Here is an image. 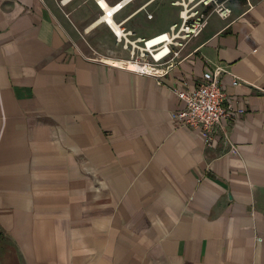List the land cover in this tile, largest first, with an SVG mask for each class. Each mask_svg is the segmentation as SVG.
Masks as SVG:
<instances>
[{"label": "crops", "instance_id": "crops-1", "mask_svg": "<svg viewBox=\"0 0 264 264\" xmlns=\"http://www.w3.org/2000/svg\"><path fill=\"white\" fill-rule=\"evenodd\" d=\"M231 5L157 78L89 59L87 24L115 42L95 0H0V264H264V0ZM179 9L115 17L151 37ZM217 67L234 119L207 147L174 90Z\"/></svg>", "mask_w": 264, "mask_h": 264}, {"label": "built area", "instance_id": "built-area-1", "mask_svg": "<svg viewBox=\"0 0 264 264\" xmlns=\"http://www.w3.org/2000/svg\"><path fill=\"white\" fill-rule=\"evenodd\" d=\"M131 1L120 0L110 4L105 0H95L101 11L98 21L109 27L114 34L116 45L122 46L128 55L124 57L111 50L107 54L93 55L89 59L104 63L108 62L107 58L123 60L128 70L157 78L166 76L184 60L181 50L204 31L210 16L216 14L222 19H227L233 15L232 0H172L174 5L180 6L178 22L172 24L165 32L151 37L133 38L134 31L125 26V20L117 22L115 17ZM247 2L251 5V0ZM148 16L153 17L151 13ZM129 63L135 67H129ZM225 71L221 67L206 71L194 89H187L184 84V89L174 90L177 97L185 103L184 109L176 114V120L181 125L203 131L204 144L207 147L214 145L216 130H224L226 123L234 119L233 112L225 105L227 93L220 80ZM234 84H237V80ZM226 137L228 138L227 134Z\"/></svg>", "mask_w": 264, "mask_h": 264}, {"label": "rangeland", "instance_id": "rangeland-1", "mask_svg": "<svg viewBox=\"0 0 264 264\" xmlns=\"http://www.w3.org/2000/svg\"><path fill=\"white\" fill-rule=\"evenodd\" d=\"M163 12V8L158 7L156 10V14L159 15ZM122 13L119 15L121 16ZM162 16V14H160ZM142 22V17L140 14L137 15L135 20L132 22V27L136 28L141 26V28L145 29L146 31H150V28H162L164 24V16L157 17L155 20L145 21ZM92 24L89 23L85 26V28H81L82 32V47L84 52L90 56L97 54H107L108 51L114 50L115 52L121 54V56L126 57L128 52L123 49L122 46L116 45L114 42V38L112 33L109 32L104 26H91ZM96 52V54H95Z\"/></svg>", "mask_w": 264, "mask_h": 264}, {"label": "bare ground", "instance_id": "bare-ground-1", "mask_svg": "<svg viewBox=\"0 0 264 264\" xmlns=\"http://www.w3.org/2000/svg\"><path fill=\"white\" fill-rule=\"evenodd\" d=\"M102 3L105 4V2H103V1H102ZM106 61H108V62H110V63H112V64H116V65H119V64H120V66H121L122 63H125L123 60L120 61V60L113 59V58H107ZM127 65H129V67H131V68H134V67H135V66L132 65L131 63H129V64H127Z\"/></svg>", "mask_w": 264, "mask_h": 264}]
</instances>
